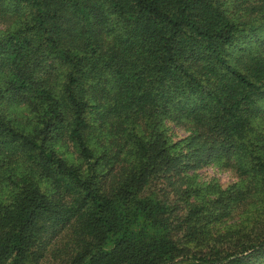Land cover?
<instances>
[{
    "label": "trees",
    "instance_id": "16d2710c",
    "mask_svg": "<svg viewBox=\"0 0 264 264\" xmlns=\"http://www.w3.org/2000/svg\"><path fill=\"white\" fill-rule=\"evenodd\" d=\"M263 28L264 0H0V264H264Z\"/></svg>",
    "mask_w": 264,
    "mask_h": 264
},
{
    "label": "rangeland",
    "instance_id": "374dc122",
    "mask_svg": "<svg viewBox=\"0 0 264 264\" xmlns=\"http://www.w3.org/2000/svg\"><path fill=\"white\" fill-rule=\"evenodd\" d=\"M260 37H264V28L261 30ZM260 38V39H261ZM260 39L255 40L254 38H248L245 35H242L240 38V41H236L235 45V53L234 54H243L245 48H248L250 46H254L255 43L259 42ZM235 47V46H234ZM172 126V131H173V137H183L186 135V132L184 129L180 126H174V124H171ZM198 174H202L203 177H215L219 183L225 185L227 183H230L236 179L235 175L232 173L231 170L225 169V168H217L213 165H208L205 167H202L196 171ZM205 179V178H203Z\"/></svg>",
    "mask_w": 264,
    "mask_h": 264
}]
</instances>
